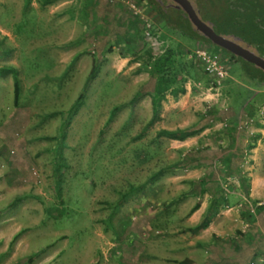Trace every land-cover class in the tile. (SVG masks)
I'll return each mask as SVG.
<instances>
[{"label":"rangeland","instance_id":"1","mask_svg":"<svg viewBox=\"0 0 264 264\" xmlns=\"http://www.w3.org/2000/svg\"><path fill=\"white\" fill-rule=\"evenodd\" d=\"M214 16L224 22L232 14ZM197 47L224 60L220 98L205 92ZM231 55L177 26L154 0H0V264L158 256L162 244L130 243L134 223H172L174 231L207 199L199 223H252L264 194L239 191L253 172L239 162L262 149L245 142L257 124L264 143V83ZM166 78L185 93H164L155 115L151 97ZM258 108L256 121L245 116ZM231 137L240 145L234 163L225 160ZM261 161L253 166L264 177Z\"/></svg>","mask_w":264,"mask_h":264},{"label":"crops","instance_id":"2","mask_svg":"<svg viewBox=\"0 0 264 264\" xmlns=\"http://www.w3.org/2000/svg\"><path fill=\"white\" fill-rule=\"evenodd\" d=\"M238 60L239 61L236 62L242 67V64L240 63L241 60ZM254 84L256 85V83ZM249 99L251 100L252 98L250 97ZM254 110L255 109H250L249 111H245V116L254 117L252 119L253 121L255 120V117L260 116V109L258 108L257 110ZM242 112L243 109L239 111V115H241ZM239 122L237 123V128L240 129L241 125ZM257 122L260 123V120ZM233 127L235 128L236 125ZM253 132L255 133L252 134ZM259 132L263 137V127L257 124L251 129V134H248V136L250 135V138H253L250 142L247 140L245 142L255 144L256 148H254V150H257L260 147L262 149H258L260 151L255 153V155L244 156L239 162L242 165L252 163L251 168L253 170L252 173L248 174V176H250V181L246 190L243 186H240L239 191L242 192L243 195L245 192L249 194L248 196H261L264 194V186L263 188L258 187V185H261L262 181H264V177L262 174L257 172L255 170V166H253V164H260L262 162L261 158L264 155V143L260 145L261 141L259 142V140L261 139V134L259 135ZM231 138L232 142L228 146L232 148L229 152H233V154L227 155L225 160H227L228 163L235 162L236 155L234 152L237 147L240 146L238 145V138L236 142H234L235 137ZM255 138L257 140H254ZM241 172L242 173H238L237 175H244L243 170ZM243 175H241L242 178ZM241 177L238 178V182L242 180ZM201 184L203 185V180ZM207 200L205 203H200L198 209L193 212L190 221L186 220L185 223H177V225L174 224L173 227H178L174 231H171L172 223H134V241H131V244L143 243L153 248L162 244L163 248L160 252L157 248V251L159 252L158 256L150 255V253H138V255H135L134 257L133 254L132 257L134 258V263L132 262L131 264H140L139 260L141 258H144L141 260H145L146 264H264V203H259L260 208L257 214L254 212V209H251L254 216L252 218V223L250 224L217 223V220L215 219L210 221V223H199L202 218V214L208 206ZM141 230L148 231V233L145 235L144 231L142 232ZM154 230L160 233L162 232V239L151 237ZM238 230L241 233L249 232V236L247 237L246 234L241 236L238 233ZM108 243L110 244L109 241ZM122 243L124 244L125 241ZM127 244H129V242ZM219 244L223 246L225 245V249H217V251L214 252V249ZM128 247V245L127 247L125 246V249L127 250ZM50 255L52 258V253ZM117 255V258L119 256L121 257L122 251L120 250V253H117ZM114 258L112 257L111 260ZM102 259L101 264H106L108 259L107 253L103 254ZM145 261H141V264H145ZM95 263L98 264L97 261H90V264ZM110 264L115 263L112 262Z\"/></svg>","mask_w":264,"mask_h":264},{"label":"trees","instance_id":"3","mask_svg":"<svg viewBox=\"0 0 264 264\" xmlns=\"http://www.w3.org/2000/svg\"><path fill=\"white\" fill-rule=\"evenodd\" d=\"M156 5L164 12L165 16L172 20L177 26L182 27L186 30L196 32L198 35L204 38V36L195 28L190 21L184 10L172 0H154ZM199 18L205 22L199 12V8L206 9L207 16H212L208 22H205L211 27L215 33L223 36L224 38L235 42L244 49L252 52L256 56L264 60V0H223L224 5L220 10L213 7L212 0H188ZM227 11L232 14L228 20L214 19L215 12ZM234 56V55H231ZM241 60V59H240ZM241 62L245 65L246 71L248 72L251 79L258 83H264V71L260 68L252 65L244 60ZM159 71V70H158ZM174 79H167L158 84L156 93L151 97L153 105V112L158 115V109L160 107L161 99L164 98V93L167 91L177 98L179 94L185 93L184 87L172 89ZM20 86L18 80L15 78L13 83V101L17 103L19 100ZM162 135H172L170 132L161 131ZM182 137L179 140H183ZM199 206L195 205L192 209L195 211Z\"/></svg>","mask_w":264,"mask_h":264},{"label":"water","instance_id":"4","mask_svg":"<svg viewBox=\"0 0 264 264\" xmlns=\"http://www.w3.org/2000/svg\"><path fill=\"white\" fill-rule=\"evenodd\" d=\"M177 3L187 14L192 24L195 28L207 39L210 43H212L217 48L225 50L226 52L234 55L235 57L244 60L256 67L260 68L264 71V60L252 52L244 49L240 45L236 44L233 41H230L224 38L221 35H218L214 32V30L209 27L205 22H203L197 13L195 12L194 8L192 7L191 3L188 0H172Z\"/></svg>","mask_w":264,"mask_h":264},{"label":"built area","instance_id":"5","mask_svg":"<svg viewBox=\"0 0 264 264\" xmlns=\"http://www.w3.org/2000/svg\"><path fill=\"white\" fill-rule=\"evenodd\" d=\"M114 1V0H111ZM132 10H134L137 14L140 12L135 8V6L130 5ZM192 54L197 57L204 65V72L207 79V87L206 93L208 95H214L217 98H220L222 93L223 84L229 78V72L224 64V60L217 52H213L204 47H197L192 52ZM213 98V97H212ZM213 100V99H211ZM225 102H222V106L225 108ZM263 263V262H261Z\"/></svg>","mask_w":264,"mask_h":264}]
</instances>
